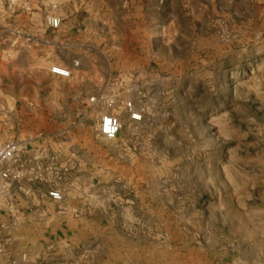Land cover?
Segmentation results:
<instances>
[{
	"label": "rangeland",
	"instance_id": "1",
	"mask_svg": "<svg viewBox=\"0 0 264 264\" xmlns=\"http://www.w3.org/2000/svg\"><path fill=\"white\" fill-rule=\"evenodd\" d=\"M10 144L0 198L47 193L72 264H264V0H0Z\"/></svg>",
	"mask_w": 264,
	"mask_h": 264
},
{
	"label": "crops",
	"instance_id": "2",
	"mask_svg": "<svg viewBox=\"0 0 264 264\" xmlns=\"http://www.w3.org/2000/svg\"><path fill=\"white\" fill-rule=\"evenodd\" d=\"M7 204L0 198V264L81 261L82 245L73 241V230L56 213L47 193L34 197L31 206L18 203L16 220L12 219Z\"/></svg>",
	"mask_w": 264,
	"mask_h": 264
},
{
	"label": "built area",
	"instance_id": "3",
	"mask_svg": "<svg viewBox=\"0 0 264 264\" xmlns=\"http://www.w3.org/2000/svg\"><path fill=\"white\" fill-rule=\"evenodd\" d=\"M59 25L58 21H53L52 26L57 28ZM54 73L61 76H68L69 74L61 68H55ZM94 102V99H91ZM131 120L134 122H139L142 119V116L138 113L131 114ZM120 131V125L118 121L111 115H105L101 119L99 133L101 137L106 140H114ZM18 153V147L15 144H10L4 148L0 149V194L4 191L7 182L10 180V171L6 168L7 165L15 159L16 154ZM51 198L55 201L61 200V195L58 192H52L50 194ZM2 249H0V253Z\"/></svg>",
	"mask_w": 264,
	"mask_h": 264
}]
</instances>
